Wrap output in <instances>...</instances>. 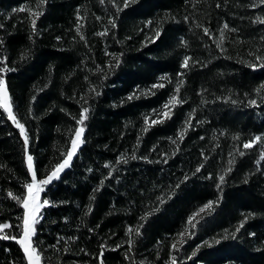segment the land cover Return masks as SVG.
Listing matches in <instances>:
<instances>
[{"label":"trees","instance_id":"16d2710c","mask_svg":"<svg viewBox=\"0 0 264 264\" xmlns=\"http://www.w3.org/2000/svg\"><path fill=\"white\" fill-rule=\"evenodd\" d=\"M36 2L0 0V23L5 24L0 36L6 41L0 54L9 56V67L14 69L6 74V81L14 110L29 131V152L34 157L38 178L59 162L62 150L68 146L69 129L75 127L68 113L78 117L81 105L77 101L82 100L81 94L88 93L89 83L101 85L99 97L91 93L83 97L91 105L85 143L74 155L71 167L46 189L48 198L68 203L46 206V210H42L44 216L39 225L42 231L33 238L43 242L46 259L42 264H48V258L51 264H77L78 261L98 264L96 257L80 249L98 253L100 243L122 245L115 250L106 247L105 264H129L123 256L128 248L124 243L126 229L138 223L144 226L132 253L136 264L141 259L146 264H165L169 253L174 251L171 244L174 239L178 242L177 233L184 230L187 217L207 200L217 198L220 203L215 205V211L200 214L203 218L198 219V227L189 229L195 235L186 236V243L175 250L179 264H264V161L256 164L259 146L242 148L245 139L264 134V103L247 105V99L255 96L253 88L264 81V68L252 69L241 62L254 59L249 52L264 49V41L260 39L264 36V24L251 23L253 17L264 14V6L247 8L238 6L236 0H228L227 5L220 0L219 8L216 0H135L122 9L117 27L111 29L107 17L114 14L115 9L108 0L103 5L100 0H47L45 10L37 19L40 34L33 42L28 39L29 13L20 11L19 6L27 4L35 8ZM118 2L122 4V0ZM249 2L251 0H240L242 5ZM78 6L83 17L81 30L87 43L79 39L75 28ZM13 8L18 11L12 13ZM96 16L101 19L97 20ZM184 16L189 20L185 21ZM148 20L153 23L145 24ZM225 21L240 32L225 30L229 40L223 45L226 53L221 54L215 40L219 37V26ZM198 24L208 26L213 36H206ZM106 26L109 33L98 35ZM157 26H161V36L156 41L146 42L145 38L150 39V33L154 34ZM57 35L61 40L55 39ZM182 37L188 47L180 44ZM117 40L122 43H116ZM26 48L31 54L20 61L19 53ZM106 50L122 54L121 63L113 64L112 72L101 81L99 73L89 69L96 65L108 68L111 57L106 55ZM186 54L194 60L206 61V66H190L180 91L185 103L173 109L170 119L142 132L143 116L151 114L153 109L162 110L163 102L173 94L178 79L176 73L181 71L180 64ZM165 73L167 78L159 80ZM85 76L89 78L87 81ZM156 83L164 87L153 89ZM144 89H150L152 94H143ZM135 92L141 94L128 100V94ZM245 92L249 97L244 96ZM33 95L37 99L31 101L33 112L28 115ZM221 96L231 99H216ZM231 100L241 103L234 105ZM49 108L52 110L48 111ZM191 109H196L192 126L184 139L177 141L179 150L173 156L171 153L176 145L168 138L176 139L177 129ZM152 118L154 115H150ZM0 119L4 121L0 123V164L7 166L0 168V222L7 220L10 224H18L17 218L22 216L23 209L7 196V190L21 194L25 191L21 181L30 179V174H27L19 129L2 110ZM235 133L240 134L238 140L232 138ZM138 136L140 143L137 145ZM233 148L246 154L241 157ZM133 151L137 156H148L149 160L131 159ZM202 151L208 156L207 160L200 155ZM162 152L169 154L167 163L161 162ZM229 152L233 153L232 157ZM121 153L128 158V163L117 164L112 169L113 176L108 177L109 167L105 166V161L116 163L115 158ZM230 158L236 163L218 189L217 174H223ZM198 163H203L204 167L196 173ZM89 167L92 172L87 171ZM209 172L213 174L211 178ZM185 174L189 175L187 181L183 180ZM177 183L180 187L172 198L160 206L159 212L141 222L139 217L143 211L151 208L157 196ZM98 186L99 191L92 201L93 212L84 217L88 197ZM249 212L257 215L250 217L233 236L238 222ZM64 216L69 220L65 221ZM81 219L83 224H80ZM96 224L100 227L95 228ZM89 227L95 230L90 233ZM4 231L10 233L14 229ZM58 234L63 237L76 235L78 241H68V252L63 251L64 241H61L57 252L48 246L56 244ZM221 236L225 238L213 241ZM202 241L213 242L202 244ZM197 244L201 247L192 256ZM22 255L16 241L0 238V264H11L13 258ZM185 256L190 258L185 259Z\"/></svg>","mask_w":264,"mask_h":264},{"label":"snow or ice","instance_id":"6c2138e0","mask_svg":"<svg viewBox=\"0 0 264 264\" xmlns=\"http://www.w3.org/2000/svg\"><path fill=\"white\" fill-rule=\"evenodd\" d=\"M135 3V0H122V4L118 2V0H108V3L111 4V6L115 9V13L112 15H109L107 17L108 24L111 26V29H115L117 27V17L121 14V11L123 8H127L129 6V3ZM187 2V0H186ZM238 6H246L247 8H258L259 6H264V0H251V2L247 3L246 5H242L240 3V0H236ZM47 0H37L36 7L33 8L27 4H21L19 6V10L23 11L26 10L29 13V26H30V32L28 35L29 41L34 42V37L39 35L40 33L37 30V19L42 15L43 11L45 10L44 6L46 5ZM100 3L103 5L105 3V0H100ZM228 0H224V5H227ZM195 7V5H193ZM216 7H221L220 0H216ZM17 8H13L11 10L12 13L17 12ZM76 15V23L75 28L76 32L79 33V39L87 43V40L81 30V24L80 20L83 19L81 15L80 7L78 6L77 11L75 13ZM7 18V17H6ZM97 20L101 19V17L96 16ZM174 19V17H173ZM183 19L185 21L189 20L188 16H184ZM145 24H152L153 22L151 20L145 21ZM251 23H261L264 24V14L256 15L251 19ZM197 27L202 28L203 33L208 36L212 37L213 32L210 30L208 26H205L204 24H198ZM0 29H5V24L0 23ZM225 30H228L229 33L235 32L239 33L240 29L229 26L228 22L225 21L219 26V37L215 40V46L217 49H219L221 54H225L227 49L223 46L225 41L229 40V36L226 34ZM110 29L109 27H104L103 31L99 32L98 35L105 36L109 33ZM154 34L150 33V39L149 37H146V42H152L156 41L161 36V26H157L154 28ZM57 41L61 40V36L57 35L55 37ZM76 37H73V40H75ZM261 41H264V36L260 37ZM240 40V37L237 36V41ZM5 39L3 36H0V49H4L5 47ZM116 43H122V41L117 40ZM180 44L184 47H188V42L182 37L180 40ZM264 49H257L255 52H249L250 57H254V59L250 60H242L241 62L244 64H247L248 67L252 69L257 68H264ZM30 49H24L19 53L18 59L20 61L25 60L30 55ZM106 55H109L111 59L108 61V68L103 69L100 67V65H96L94 68L89 69L91 72H98L99 73V79L103 81L107 78V76L112 72V65H119L121 63V56L122 54L118 53H108L106 50ZM231 59V57H228ZM9 56L5 54H0V110L3 111L4 114H6L7 119L12 122L13 125L17 129H19V135L23 138V153H24V160L26 161L27 165V174H30V179H24L21 181L23 191L21 194L17 195L14 194L13 191L10 189L7 190V196L11 197L12 200H14L18 205L22 206L23 213L22 216L18 217L17 219L20 221L18 224H10L7 220L0 222V238L4 240H13L16 241V243L19 245V248L22 250V256L21 257H15L13 258L11 264H42V261L45 260L44 256V249L42 247L43 242L39 240H34L33 238L36 236L38 231H42V229L39 228L40 222L44 216V211L46 210V206H55L57 204H64L68 203L66 200H55L50 199L46 195V189L51 187V184L54 182L55 179L60 178L61 173L68 167H71V162L73 160L74 155L78 152L81 145L85 143L84 139V133L85 129L87 127L86 122L89 119V114L91 112V105L88 103V99H83L84 96H87L88 93H91L93 97H99L101 94L98 91V88L101 86L99 84H91L89 83V89L88 93H82V100L77 101L81 106L79 108V114L78 117L72 115L71 113H68L70 116H72V119L75 121V127L70 128L69 132L71 133L69 140L66 142L68 146L66 149L62 150L61 152V158L59 162L55 163L54 166L51 167L50 170L46 172L42 177L38 178V169L34 166V157L29 152V144H30V136L29 131L26 127V123L22 122L21 119L18 116V113L14 110V103H13V97L10 93L9 85L6 81V74L8 72L14 71L13 68L9 67ZM191 61V65H190ZM14 63V62H13ZM206 61L201 62L198 60H194L190 55L186 54L183 56V59L180 64L181 71H178L176 73L177 81L175 84V89L173 94L169 95L167 99L163 102L161 108L162 110L153 109L151 114H146L143 116V127L142 132L146 133L149 131V128L152 125H156L157 123H164L166 119H170L173 116V109L177 107V105H182L185 103V100L180 97V91L182 85H184L185 80L184 76L186 74V71L190 68V66H195L199 64L200 67L206 66ZM167 73L163 74L159 80H164L167 78ZM67 79V77L65 78ZM84 79L87 81L89 78L88 76H85ZM45 88L48 87L47 84L44 85ZM138 87V86H137ZM156 87H164V84L162 83H156L152 85V88L155 89ZM204 89H201V92H203ZM255 93V96L252 98L247 99V105L248 106H259V104L264 103V81H261L258 85H256L253 90ZM140 92L135 93H129L127 96L128 100H132L134 96H139ZM143 94L148 95L152 94L150 89H144ZM75 95V93H73ZM245 97H249V93H244ZM37 97L35 95L30 97V103L29 107L27 109L28 115H32L33 109L31 106V101H35ZM216 99H223V100H230L231 98L229 96H221L216 97ZM203 102V101H202ZM121 104L124 103V100L120 101ZM231 103L234 105H237L241 103L238 100H231ZM52 109L49 108L48 111H51ZM61 111H67L66 109H61ZM196 109H191L187 117L184 119L182 126L177 129L176 132V139H173L172 137H169L168 139L172 141V144L176 145V148L172 151L171 155L175 156L176 152L179 150V145L177 141H182L187 134L188 129L192 126V117L195 115ZM150 115H154V118L150 119ZM37 118V117H34ZM4 121L0 119V123H3ZM199 123V121H197ZM59 130V129H58ZM224 133L222 132L221 135ZM215 139V137H213ZM234 140H238L240 138L239 133L233 134L232 137ZM203 139V137H201ZM259 142V143H258ZM140 143L139 136L137 137V145ZM253 145H257L260 147L259 152V159L256 160V164H261L262 161H264V134H256L251 136L249 139H245L243 141L242 148L244 150L252 148ZM107 147V145H105ZM135 147V146H134ZM156 145H153V148H155ZM233 152H238L239 156L243 157L246 153L243 150H239L236 148H233ZM167 152H162L161 156L164 157V159L161 161L163 163H167ZM200 155L204 158V160L208 159V156L205 155V153L202 151ZM233 153L229 152V157H232ZM131 159H142L145 161L149 160L148 156H137L135 151L131 154ZM116 163H112L111 161H105V166L109 167V170L107 172V176L111 177L113 176L112 169H115L117 164L128 163V158H126L124 153H121L116 158ZM236 160L234 158H230L228 160V167L224 168L223 174L218 173L217 179L218 182L216 183V187L219 189L222 184L225 183L226 180V174L230 173L233 170V166L235 165ZM7 166L4 164H0V168H6ZM204 167L203 163H198L196 165V173H199L201 171V168ZM8 171H13L12 169H8ZM88 172H92L93 169L89 167L87 169ZM192 175H195V173H192ZM212 173H208V177H212ZM117 180L120 179L119 176L116 177ZM189 179V175L185 174L183 177L184 181H187ZM247 182V181H245ZM101 184H103V180L101 181ZM180 187V184L177 183L174 188L167 191L166 193L162 192L159 196L156 197V203L149 208L148 210L143 211L142 215L139 217V220L141 222H145L148 220L150 216H152L154 213L160 211V206L165 203L167 199H171L174 195L177 188ZM99 191V186L93 190V194L88 197L89 203L85 205L86 211L83 212V216L87 217L90 213L93 212V203L92 201L95 200V192ZM42 193H45V195H42ZM220 203V199L217 198L215 200L209 199L205 203H203L197 210L193 213H191L187 217V224L184 227V230L177 233V236L179 237L178 242L174 239L171 248L174 250L173 252H170L168 255V259L165 261V264H179L177 255L175 254V250H178L179 247L186 243L185 237L186 236H192L195 235L194 231H190L189 229H196L198 227V219H202L203 217L200 214L208 215L210 212L215 211V205ZM257 214L255 212H249L248 215H245L242 220L238 222V226L236 227L235 231L232 233L233 236L236 235L240 231V228L244 225V223L250 218L254 217ZM63 219L65 221L69 220V217L64 216ZM55 222V221H53ZM84 220H80V224H83ZM143 223H138L136 226L129 225L126 229L127 232V239L124 241L128 245V248L124 250L123 256L124 259L129 261V264H136L135 257L132 255L133 249L135 245L137 244V237L142 236V227ZM79 227V224L77 225ZM100 225L96 224L95 228H99ZM5 229H14L13 232H5ZM88 232H93L95 229L92 227H89ZM112 235H115V233H112ZM249 235H254V233H249ZM225 237L221 236L219 239L213 238L214 242H219V240L224 239ZM107 239V237L105 238ZM64 241V252H68L70 250L68 241H78V237L76 235L72 236H57L56 244L49 245V248L55 249L57 252L60 251V249L57 247V245ZM213 241H202V244H210ZM159 243V241H157ZM111 248L112 250L120 249L122 245L120 243H114V244H106V243H100L98 245V253L96 251H88L85 248H81V252H85L87 255L96 257V260L98 261V264H105L104 252L105 249ZM201 247L200 244H197L195 249H193L191 255L195 256L197 250H199ZM8 251V250H5ZM79 254V253H78ZM157 256H159V252L156 253ZM190 257L185 256V259H188ZM48 264H51L50 258H48ZM77 264H81L80 261L77 262ZM87 264V262H85ZM138 264H146V261L144 259H141Z\"/></svg>","mask_w":264,"mask_h":264},{"label":"rangeland","instance_id":"374dc122","mask_svg":"<svg viewBox=\"0 0 264 264\" xmlns=\"http://www.w3.org/2000/svg\"><path fill=\"white\" fill-rule=\"evenodd\" d=\"M26 162V161H25ZM27 166V165H26Z\"/></svg>","mask_w":264,"mask_h":264}]
</instances>
